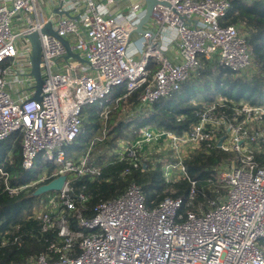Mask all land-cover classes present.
Listing matches in <instances>:
<instances>
[{
	"label": "built area",
	"instance_id": "2783aa9c",
	"mask_svg": "<svg viewBox=\"0 0 264 264\" xmlns=\"http://www.w3.org/2000/svg\"><path fill=\"white\" fill-rule=\"evenodd\" d=\"M44 2L0 0V144L20 135L26 172L40 155L58 167L28 186L64 177L62 188L34 207L28 220L36 227H16L12 237L0 233V249L23 237L47 243L45 254L11 264H264V167L255 161L264 153V105L222 97L194 105L196 121L180 134L147 125L132 139H118L96 162L91 149L104 139L103 127L83 153L66 154L81 132L83 109L110 102L114 88L124 89L123 98L140 90L135 111L149 110L197 78L206 62H216L224 77L245 74L253 65L246 34L240 26L220 25L230 0H156L144 35L133 34L144 15L141 0L124 16L113 15L110 0H51L46 10ZM47 24L85 64L63 60V44L41 34ZM35 33L39 101L33 99L27 39ZM133 35L140 36L137 47L130 44ZM171 48L174 62L166 56ZM108 113L103 111L104 122ZM214 151L228 157L191 176L185 161ZM117 163L125 165L123 177L158 172L163 193L181 181L187 192L156 202L160 195L154 191V200L147 202L142 186L131 183L118 197L90 207L89 196L74 188L76 180L96 179ZM201 182L209 196L199 194ZM25 187L6 190L16 196ZM198 197L207 200L194 210Z\"/></svg>",
	"mask_w": 264,
	"mask_h": 264
},
{
	"label": "trees",
	"instance_id": "16d2710c",
	"mask_svg": "<svg viewBox=\"0 0 264 264\" xmlns=\"http://www.w3.org/2000/svg\"><path fill=\"white\" fill-rule=\"evenodd\" d=\"M231 10L220 21L222 27L225 26H240L242 33L246 34L247 45L249 47L253 65L257 72L250 78H243L233 76L230 73L226 77L223 76L224 71L215 66L212 68L211 64L205 63L203 68L198 72V79L200 77H215L216 85L221 95L226 97L233 103H238L245 99L247 104L252 106L263 105L264 98V1L262 0H230ZM195 78L191 82H186L180 92L177 94H186L190 90L195 91L199 86L198 79ZM124 89L118 91L109 103L107 110H109L107 121H103V108H96L95 106H88L83 109L84 123L80 134L77 136L74 143L66 151L67 156L74 154H81L87 149L89 141L95 138L99 131L106 127V134L102 141H96L91 149V157L100 162L105 157L106 151L111 149L118 139H132L136 136L138 130H134L127 136H123L122 130H127L128 125L133 121L131 118H119V113L123 107H128L126 114L136 110L140 90L130 94V96L123 98ZM176 95V94H175ZM207 100V102H210ZM206 102V103H207ZM198 106L192 105L186 109L172 108L171 100L161 99L157 101L149 110L150 119L155 126L164 128L166 130L182 133L190 128L195 123L196 118L193 112L198 110ZM118 115V117H117ZM182 117V119H180ZM135 120V119H134ZM20 135L13 134L0 144V233L9 231L8 235L12 237L15 233V228L18 227L20 231H25L36 227V222L28 220L34 207L36 205L35 191L41 185L28 186L36 179L37 173L26 172L22 168L21 144ZM228 157L217 151L204 155L201 153L191 155L185 161L189 174L195 176L199 170L210 168L219 163L223 158ZM256 163L264 167V153L255 155ZM48 167V173L53 172V164L44 163ZM124 164L117 163L112 166L104 167L100 176L96 179L88 180L86 178L77 179L74 188L77 191H83L89 196L88 205L91 207L98 200H107L118 197L128 187L129 184L134 183L142 186L146 193V200L150 202L154 200V191L159 192V199L162 200L164 196L171 195L172 197L184 196L187 192L188 184L181 181L172 185V188L166 193H163V185L158 172L141 175L139 173H132L127 177L121 176ZM26 186L22 191L18 192L16 196H10L6 188H20ZM207 184L201 182L198 186L199 194L205 192ZM173 192V193H170ZM207 199H194L193 204L206 203ZM23 233V232H21ZM20 233V234H21ZM46 238V235H44ZM46 242L42 239L36 241L33 238L23 237L14 246L0 249V264H11L15 262H22L30 255L45 254L47 252Z\"/></svg>",
	"mask_w": 264,
	"mask_h": 264
},
{
	"label": "rangeland",
	"instance_id": "374dc122",
	"mask_svg": "<svg viewBox=\"0 0 264 264\" xmlns=\"http://www.w3.org/2000/svg\"><path fill=\"white\" fill-rule=\"evenodd\" d=\"M247 1H252V0H247ZM135 40L134 36L131 38L130 43H133ZM21 61H24V59H21ZM216 62H213V64H211L212 68H214L216 66L215 64ZM255 71L257 72V70L255 69L254 65H252V67L245 73L243 74L241 77L243 78H250ZM240 77V76H238ZM198 79V78H197ZM193 81V79H191L189 82ZM199 81V86L197 87V89L195 91L190 90L188 93L186 94H176L173 95L171 97L168 98V100H171L172 102V108L176 107L178 109H186L191 107L192 105H196V104H205L207 102V100H219L220 98L224 97L221 95L220 91L218 90V85H216V80L215 77H200L198 79ZM117 93V89H113L111 91V93L107 96L108 99L111 100V98ZM106 98V99H107ZM246 100L243 99L241 100L239 103H243L246 104ZM110 102H106V103H102V102H98L96 103L95 106L96 108H103V111L106 110L109 106ZM264 105V98H263V103ZM128 107H123L121 109V112L119 113V118L127 116V118H131L132 119V123L130 125H128L127 130H122V134L123 136H127L129 133L133 132L134 130H140L143 127L150 125V126H155L156 123L153 121H150V123L148 122V120L150 119V113L148 112V109L145 110H137V111H132L130 112L128 115L126 114ZM118 117V115H117ZM135 119V120H134ZM152 129V128H151ZM75 155H80V154H74L71 156H75ZM68 156V157H71ZM45 161H44V157H42L41 155L38 156V158L35 161V165L34 168L32 169V173H37L36 174V178L41 175V174H45L48 171V167L44 165ZM58 167H53V170H56ZM162 185V184H161ZM165 188V187H164ZM165 190V189H163ZM166 192V191H164ZM173 193V192H172ZM52 193L47 192L44 194H41L39 197H37L35 199L36 201V205L39 206H43L44 202L46 201V199H48L51 196ZM201 204V203H199ZM199 207L198 205H193L192 209L197 210ZM260 245L263 246L264 248V243H260Z\"/></svg>",
	"mask_w": 264,
	"mask_h": 264
},
{
	"label": "water",
	"instance_id": "95a60500",
	"mask_svg": "<svg viewBox=\"0 0 264 264\" xmlns=\"http://www.w3.org/2000/svg\"><path fill=\"white\" fill-rule=\"evenodd\" d=\"M144 4V15L139 21V23L136 25V29L133 32V34H140L144 35L146 30L144 29V26L149 22L151 16H152V10L154 6L156 5V0H141ZM57 15H60L59 12H57ZM68 16L67 14H65ZM41 34H47V35H52L56 39H58L64 46L66 55L63 57V60H67L69 58L75 59L79 61L80 63H86V61L80 59L77 55H74L71 50L69 43L56 36L54 32L51 30V24H47L44 26V28L41 31ZM30 46H31V56L29 58L30 64H31V72L30 76L34 79L35 81V94L33 99L36 101L40 100V92H41V85H42V79L40 76V71H39V62H40V46H39V41H38V34H32L27 37ZM64 182V177H59L47 185H42L40 186L34 193L35 196H39L41 194L47 193V192H56L59 191L62 188Z\"/></svg>",
	"mask_w": 264,
	"mask_h": 264
},
{
	"label": "crops",
	"instance_id": "0c3cea01",
	"mask_svg": "<svg viewBox=\"0 0 264 264\" xmlns=\"http://www.w3.org/2000/svg\"><path fill=\"white\" fill-rule=\"evenodd\" d=\"M100 1H102V0H100ZM103 1H105V0H103ZM110 1H111V11H112L113 15L124 16L127 14L129 6L134 4V3H138L139 0H110ZM50 3H51V0H45L44 5H43L45 10H46V7L51 8ZM144 28H145V26H144ZM133 36H134L135 40L133 43H130V44L131 45L133 44V46L137 47V42L139 41L140 36L139 35H133ZM166 56L171 61L174 62L175 58H176L174 48H171V50L166 54ZM136 58H138V55L136 56Z\"/></svg>",
	"mask_w": 264,
	"mask_h": 264
},
{
	"label": "clouds",
	"instance_id": "9594fccd",
	"mask_svg": "<svg viewBox=\"0 0 264 264\" xmlns=\"http://www.w3.org/2000/svg\"><path fill=\"white\" fill-rule=\"evenodd\" d=\"M196 105H199V104H196ZM51 164V163H50ZM32 186H34V185H32Z\"/></svg>",
	"mask_w": 264,
	"mask_h": 264
}]
</instances>
